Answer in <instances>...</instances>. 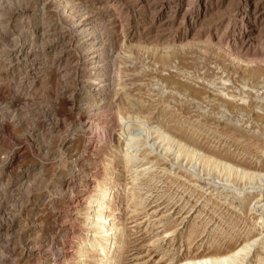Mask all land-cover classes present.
I'll return each mask as SVG.
<instances>
[{
    "label": "rangeland",
    "instance_id": "374dc122",
    "mask_svg": "<svg viewBox=\"0 0 264 264\" xmlns=\"http://www.w3.org/2000/svg\"><path fill=\"white\" fill-rule=\"evenodd\" d=\"M103 187L115 264H264V0H0V264L104 262Z\"/></svg>",
    "mask_w": 264,
    "mask_h": 264
},
{
    "label": "bare ground",
    "instance_id": "6f19581e",
    "mask_svg": "<svg viewBox=\"0 0 264 264\" xmlns=\"http://www.w3.org/2000/svg\"><path fill=\"white\" fill-rule=\"evenodd\" d=\"M196 5H195L196 6L195 10L192 13L193 16H191L192 14L190 16L191 17H200V18H202L203 17V12H202V9H201L202 4L200 2H198ZM194 13H196V15ZM74 27L77 28V30H79V32H80V35H82L84 37H88V36L95 37L96 36V30L94 28L88 27V25H83L82 23L80 24L79 22H74ZM79 32H78V34H79ZM96 39L97 38H95V40ZM93 41H94V39H93ZM96 46H97L96 43H92L91 44V49L96 50L95 52H97V49L95 48ZM232 48L234 49V52H238L239 51L237 46H234ZM92 53L93 52L91 51V54ZM239 54L237 53V54H233V55L235 56V58L237 60H239L242 63H244L245 61L241 58V56ZM88 61H90L91 65H92L91 68L90 67L89 68L93 71V73L98 72L99 70H100V72H103V69L108 68L107 64L106 65L102 64L103 66L99 65L100 63H104L103 58L100 57V56H98V57L97 56H93L91 58V60L88 59ZM102 67H104V68L102 69ZM104 75L105 74H98L97 75V78L101 79V80H99V88L94 90V91H97L96 92L97 94H102V93L104 94L107 91V85L105 84L106 79L102 78ZM92 105H94V102H93ZM129 118H132V120H134V121H139L138 123H140V118L138 116L129 115ZM158 132L159 131H155V133H158ZM163 135H165V134L164 133L160 134L158 136L159 139L165 137L163 141L168 139V140H170L169 142L171 144V139H169V137L167 135H165V136H163ZM134 147H136V143L135 142L128 143V145L126 146L125 152L123 154L124 162L127 163L128 165L132 164V160L130 158H131V156L134 153V151H133ZM114 151L115 152H119V150L116 147H114ZM224 167L227 168L230 173L233 171V167H231V166H229L227 164H225ZM249 175L250 174L248 172H246L244 174V176H249ZM255 175L256 174H253V175L251 174V177L252 176L253 177H256V176L263 177V175H256V176ZM109 196H110V192H109L108 188H104L103 187V188H101L99 190V193H98L97 197L92 202V206H93L92 208H94V209L99 208L98 210H96L94 212V215H93V219L95 221V230L93 231L94 232L93 235L94 236H98L100 238L95 240V241H92V243L89 244V246L91 247V251L93 253V252L97 251V247L99 245L98 243H102L103 242L104 245H103V247L101 249L103 251V254L105 255V259H104L105 261L104 262H102L100 257L97 256L99 259H97L95 264H115L114 263L115 251H116V248L119 247L118 244H120L118 238H114V239L112 238V236L114 235V230H115L114 227L116 226V225L113 224L114 227H112V225H111L112 222H114V220L112 219L113 215L104 214L103 211L101 210L103 208V203L107 199H109ZM110 211L113 212V210H110ZM258 225H259V227L261 229H263V233H264V217L259 220ZM256 241H253L251 243H247L244 247H242L236 253L232 254L230 257L222 256V255L221 256L220 255H215L213 257H210V259L204 258V259H202L200 261H198V260H188L187 259L185 261L180 262L179 264H237V259L239 257H241V255H245V256L248 255L249 252H250L252 244H254ZM86 250H88V249H86ZM89 253L90 252L88 251V254ZM82 260L86 261L85 256H84V258ZM240 262L241 261H239V263Z\"/></svg>",
    "mask_w": 264,
    "mask_h": 264
}]
</instances>
